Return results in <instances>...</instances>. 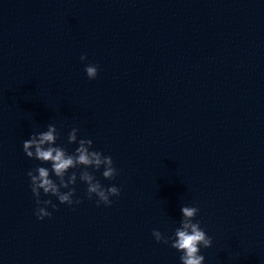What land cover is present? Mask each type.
<instances>
[{
    "label": "water",
    "instance_id": "95a60500",
    "mask_svg": "<svg viewBox=\"0 0 264 264\" xmlns=\"http://www.w3.org/2000/svg\"><path fill=\"white\" fill-rule=\"evenodd\" d=\"M49 122L112 156L111 205L77 180L33 214L22 141ZM181 204L204 264H264V0H0V264H181L152 236Z\"/></svg>",
    "mask_w": 264,
    "mask_h": 264
},
{
    "label": "clouds",
    "instance_id": "9594fccd",
    "mask_svg": "<svg viewBox=\"0 0 264 264\" xmlns=\"http://www.w3.org/2000/svg\"><path fill=\"white\" fill-rule=\"evenodd\" d=\"M87 59L86 53H81L80 60ZM84 71L89 79H94L98 66L85 63ZM79 128L72 126L67 131V142L75 144L68 151L57 143L60 132L55 123L49 122L43 128H35L28 138L22 141V150L28 158L39 161L30 168L26 175L29 178V188L35 198L33 214L37 219L51 217L52 209L57 208L55 197L61 204L74 206L81 202V197L75 196L77 180L86 185L85 195L95 200L97 205H111V197H118L121 188L115 183L104 185L97 178L96 172L105 179H115L118 169L113 158L99 149L93 148L90 137L78 136ZM42 193L47 197L41 199ZM177 226L170 234H165L157 228L152 229V236L157 242L169 244L179 253L181 264H204L205 256L201 248L210 247L212 236L201 226V221L195 219L199 208L195 204H181Z\"/></svg>",
    "mask_w": 264,
    "mask_h": 264
}]
</instances>
